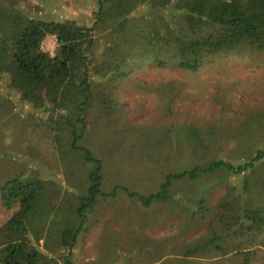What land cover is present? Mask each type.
Instances as JSON below:
<instances>
[{"label": "trees", "instance_id": "16d2710c", "mask_svg": "<svg viewBox=\"0 0 264 264\" xmlns=\"http://www.w3.org/2000/svg\"><path fill=\"white\" fill-rule=\"evenodd\" d=\"M49 35L55 37L54 54L41 48ZM239 46L264 52V0H97L91 25L70 18H37L18 8H0V78L31 107L42 128L39 134L44 135L37 134L39 139L54 144L60 154L80 157L93 165L87 172L85 194L72 202L70 222L69 218L63 220L57 232L64 249L61 264H72L73 246L101 198L122 193L143 207L192 202L208 213L213 208L204 197H176L171 189L174 181L193 182L205 176L239 179V187L226 181L225 196L213 206L223 213L209 237H229L222 250L233 252L228 257L231 264H250L262 256L264 199H252L251 195L257 190L264 192V178L255 176L264 170V144L254 149L247 146L241 158H210L174 170L167 166L156 190L146 193L121 184L103 189L102 160L86 147L92 144L89 133L91 121L97 123L95 117L116 123L110 91L136 64L150 62L157 67L195 71ZM95 104L97 110L93 111ZM263 128L260 121L254 129L245 127L239 132L251 134L263 132ZM170 131L168 127L160 131L163 139ZM234 134L218 130L214 124L204 129L189 125L180 128L175 146L145 134L142 141L133 140L131 147L141 148L142 154L154 147L153 153L160 150L161 158L166 156L162 149L165 145L175 147L174 151L188 146L196 156L216 149L222 136ZM46 190L41 179L14 176L2 184L1 204L12 211L0 226V264H60L38 245L47 219L55 217L51 211L56 204L49 202ZM214 247L220 249L222 245ZM201 249L195 242L182 257L175 258L174 264H191L186 257L202 254Z\"/></svg>", "mask_w": 264, "mask_h": 264}, {"label": "rangeland", "instance_id": "374dc122", "mask_svg": "<svg viewBox=\"0 0 264 264\" xmlns=\"http://www.w3.org/2000/svg\"><path fill=\"white\" fill-rule=\"evenodd\" d=\"M96 1L0 0V8H18L37 18H70L91 25ZM44 47L54 54L55 47L49 38L44 41ZM114 86L116 89L110 93L116 123H105L100 116L95 117L97 123L90 124L92 144L86 145L102 160L105 190L121 184L141 193L154 191L167 166L174 170L210 158H241L247 146L254 149L264 144V131L244 135L239 132L245 127L254 129L260 121L264 124V52L239 46L215 56L195 71L157 67L150 62L136 64ZM94 110H97L96 104ZM213 124L222 132L231 130L235 134L229 138L222 136L220 145L208 153L193 156L188 146L174 151L175 147L165 145L162 149L168 158H159L161 151L153 153L154 147L143 154L141 148L131 147L133 140L142 141L145 134L175 146L180 128L193 125L204 129ZM167 127L171 131L163 139L160 131ZM41 130L31 107L0 78V188L14 176L45 181L46 196L50 197V203L56 204L51 211L55 217L47 219L46 233L38 245L61 264L64 249L57 232L63 220L71 216L72 202L85 194L87 172L93 165L80 157L57 152L54 144H48L45 138L39 139L37 134ZM255 176L264 178V170ZM226 181L239 187V179L232 176L174 181L171 189L176 197L202 196L213 208L208 213L197 209L192 202L143 207L122 193L101 198L73 247L72 264H146L149 261L174 264L175 258L182 257L195 242L202 246V254L187 256L191 264H231L228 257L233 252L222 250L229 237H209L223 213L213 206L225 196ZM254 192L252 199H264V192ZM11 211L2 206L0 199V226ZM262 250V256L258 255L250 264H264ZM162 255L167 256L161 258Z\"/></svg>", "mask_w": 264, "mask_h": 264}, {"label": "built area", "instance_id": "2783aa9c", "mask_svg": "<svg viewBox=\"0 0 264 264\" xmlns=\"http://www.w3.org/2000/svg\"><path fill=\"white\" fill-rule=\"evenodd\" d=\"M46 38H49V39L52 41L53 48L56 47V41H55V37L52 36V35L46 36L45 39L42 41V43H41V48H42V50L48 52L49 49H46V48L44 47V41L46 40Z\"/></svg>", "mask_w": 264, "mask_h": 264}, {"label": "crops", "instance_id": "0c3cea01", "mask_svg": "<svg viewBox=\"0 0 264 264\" xmlns=\"http://www.w3.org/2000/svg\"><path fill=\"white\" fill-rule=\"evenodd\" d=\"M46 227H47V226H46ZM44 229H45L44 233H46L47 228H44ZM44 233H43V234H44ZM39 241H40V240H39ZM76 242H77V241H76ZM75 244H76V243H75ZM73 247H74V246H73ZM72 251H73V250H72Z\"/></svg>", "mask_w": 264, "mask_h": 264}]
</instances>
